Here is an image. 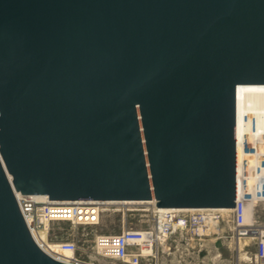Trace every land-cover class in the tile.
<instances>
[{
    "label": "water",
    "instance_id": "95a60500",
    "mask_svg": "<svg viewBox=\"0 0 264 264\" xmlns=\"http://www.w3.org/2000/svg\"><path fill=\"white\" fill-rule=\"evenodd\" d=\"M244 85L264 0H0V264H66L17 194L234 209Z\"/></svg>",
    "mask_w": 264,
    "mask_h": 264
},
{
    "label": "built area",
    "instance_id": "2783aa9c",
    "mask_svg": "<svg viewBox=\"0 0 264 264\" xmlns=\"http://www.w3.org/2000/svg\"><path fill=\"white\" fill-rule=\"evenodd\" d=\"M20 210L37 245L54 259L66 264H92L77 256L74 241L49 243L46 239L51 223L69 222L73 226H94L100 223L103 212L114 206H147L153 223L150 227L135 229L124 217L119 234L98 235L95 240L96 254L106 260L122 264H151L158 261L160 251L172 247V240L185 237L186 251L200 250L207 237H219L228 231L233 241L241 244L250 240L255 244L256 263L264 264V226L255 222L248 224L246 210L248 201L238 197L236 207L227 209L176 210L157 209L155 202H138L121 205L123 202L106 201H50L37 196L17 194ZM260 206V205H259ZM255 207V210L259 207ZM65 253H69L66 255Z\"/></svg>",
    "mask_w": 264,
    "mask_h": 264
},
{
    "label": "rangeland",
    "instance_id": "374dc122",
    "mask_svg": "<svg viewBox=\"0 0 264 264\" xmlns=\"http://www.w3.org/2000/svg\"><path fill=\"white\" fill-rule=\"evenodd\" d=\"M260 205V206H259ZM255 222L264 226V202L255 207ZM147 206H114L103 212L100 223L94 226H73L69 222L56 221L50 224L46 239L50 243L74 241L77 244V256L92 264H122L118 261L100 258L95 252V240L102 234H119L122 231L124 217L129 226L135 229L150 227L153 223ZM119 209V210H118ZM185 237H175L172 247L164 246L158 261L151 264H260L256 263L255 244L244 240L241 244L231 239L226 231L219 237H207L200 250L186 251Z\"/></svg>",
    "mask_w": 264,
    "mask_h": 264
},
{
    "label": "bare ground",
    "instance_id": "6f19581e",
    "mask_svg": "<svg viewBox=\"0 0 264 264\" xmlns=\"http://www.w3.org/2000/svg\"><path fill=\"white\" fill-rule=\"evenodd\" d=\"M236 140L237 193L239 198L248 201L246 221L251 224L256 204L264 202V85L237 88ZM132 203L138 202L121 205Z\"/></svg>",
    "mask_w": 264,
    "mask_h": 264
}]
</instances>
